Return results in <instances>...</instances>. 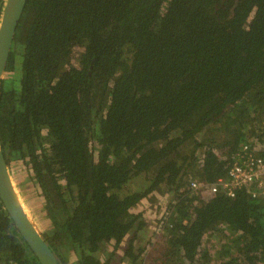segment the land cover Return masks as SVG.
<instances>
[{
    "label": "trees",
    "instance_id": "1",
    "mask_svg": "<svg viewBox=\"0 0 264 264\" xmlns=\"http://www.w3.org/2000/svg\"><path fill=\"white\" fill-rule=\"evenodd\" d=\"M5 72L2 152L62 263L106 264L129 236V264H264V199L188 188L264 144V0H27ZM157 192L162 247L141 258L135 208ZM0 264H40L1 200Z\"/></svg>",
    "mask_w": 264,
    "mask_h": 264
},
{
    "label": "water",
    "instance_id": "2",
    "mask_svg": "<svg viewBox=\"0 0 264 264\" xmlns=\"http://www.w3.org/2000/svg\"><path fill=\"white\" fill-rule=\"evenodd\" d=\"M27 0H4L0 15V82L6 72L13 36ZM0 200L27 246L40 264H64L36 227L14 184L0 140Z\"/></svg>",
    "mask_w": 264,
    "mask_h": 264
},
{
    "label": "rangeland",
    "instance_id": "3",
    "mask_svg": "<svg viewBox=\"0 0 264 264\" xmlns=\"http://www.w3.org/2000/svg\"><path fill=\"white\" fill-rule=\"evenodd\" d=\"M10 77L11 75L8 74H5L4 76V78ZM159 145L161 144H156V146ZM18 168L19 167L17 165H11L14 184L17 187L18 193L26 208V211L34 221V224L40 230L45 231L49 228L50 224L46 215L43 213L44 208L40 201V196L28 181L27 174L20 171ZM139 184L142 185L143 183L139 180L134 182L135 186ZM171 199L172 194L170 193H152L149 195L148 199L142 201L141 204L135 208V212H141L143 214L144 220L146 221V226L138 231V238L136 240V243L138 244L143 241L144 244H148L145 251L143 250L144 252L141 253V258H145L148 254L153 256L158 255L162 246H160L161 243L159 244L161 229L157 227V224L159 221H164V219H166L168 214V204ZM129 241L130 237L127 236V238L123 239L120 245L115 249H113L112 244L107 245L103 255H101V260H106V264H129L127 258H125ZM134 251L136 252V247Z\"/></svg>",
    "mask_w": 264,
    "mask_h": 264
},
{
    "label": "built area",
    "instance_id": "4",
    "mask_svg": "<svg viewBox=\"0 0 264 264\" xmlns=\"http://www.w3.org/2000/svg\"><path fill=\"white\" fill-rule=\"evenodd\" d=\"M231 159L232 163L226 178L218 179L211 186L191 180L188 188L201 196L206 193L221 192L230 198L240 189H249L253 197L264 199V144L262 141L256 137L249 138L232 154Z\"/></svg>",
    "mask_w": 264,
    "mask_h": 264
}]
</instances>
